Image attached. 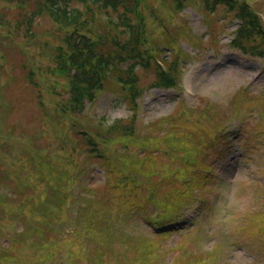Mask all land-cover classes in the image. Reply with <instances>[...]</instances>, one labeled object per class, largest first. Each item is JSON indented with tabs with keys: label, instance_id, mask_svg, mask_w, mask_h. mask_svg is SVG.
I'll return each mask as SVG.
<instances>
[{
	"label": "rangeland",
	"instance_id": "374dc122",
	"mask_svg": "<svg viewBox=\"0 0 264 264\" xmlns=\"http://www.w3.org/2000/svg\"><path fill=\"white\" fill-rule=\"evenodd\" d=\"M38 1L40 0H29L25 6L21 7L13 0L12 2L0 0V21L6 13L13 26H20L23 31H26V27L21 23L22 18L38 6ZM52 1L60 4L63 0ZM180 1L182 0H122L123 5L115 7L117 9L109 5L108 10H102L110 15V22L114 27L111 33L116 37L117 42H120V46L121 41L126 40L125 35L121 34L122 22L133 23L139 31L143 24L147 37H149L148 32L153 37L150 38V44L157 50H161L166 55L167 62L172 65L174 62L171 57L173 56H170V50L165 48L166 37L168 38L166 43L170 44L169 48L174 47L178 57L175 70L170 71L167 75L173 81L172 89L174 90H178L175 85L176 81H180L181 75L189 72V69L182 68L181 64L186 63L189 66L197 63L198 59L204 57L206 59L201 64L193 66V71H201L199 79L196 84L195 82L190 83L189 95L182 99L177 98L176 102V95L169 91L161 92L152 89L144 97L150 78L146 76L142 79L143 72L140 73L134 80L133 92L137 95L134 98L135 102L138 99H143L142 112H144L145 118L142 112L138 111L136 114L138 120L135 124L131 125L125 121L118 122L116 126H113V130H110L107 124L124 118L133 111L132 108H129L130 104L126 100L123 102L119 97L121 92L108 87L106 82L94 101L87 100L84 105L78 106L68 104L73 94V91L68 89L70 81L66 76H59L55 66L57 58L63 62L68 61L69 64L79 62L81 65L79 52L85 45L82 37L90 40L86 45L89 52L92 51L95 54L91 56L94 66L107 61L110 54L112 59L114 58L118 49L107 36L106 24L96 8H94L93 21H85L90 30L87 33H83L86 26H82L79 30L75 24L73 26L66 25L59 21L60 18L57 19L46 11L44 14H39L35 25H32L31 29L34 32L32 36L24 37L21 33L14 36L12 28H10L6 34L7 39L4 40L5 34L0 26V133L8 130L9 124H11L15 131L24 138L23 142L32 141L34 147L42 148L43 140L52 137L53 146L58 148V142L54 139L55 133L59 128H64L68 124L72 125L77 118L81 120L82 125L85 120L90 127H93L90 133L97 134L94 130L97 129L109 140H111L113 131L122 130L124 139L117 151L121 152L119 154L123 157L136 161L134 165L129 162L134 169L129 173V179L132 181L122 180L126 179V176L119 170L122 167L118 168V164L121 166L123 162L121 157L109 155L113 166L105 165L100 158H96L98 154L110 151V146H106L104 152L103 141L98 137H94L96 145L93 144L92 147L96 150L97 155L93 153V150L87 148L83 150L84 146L82 145L75 147V153L70 154L79 163V166L71 164L73 171L81 172L73 190V193L77 194V200L72 204L76 207L83 206L85 197L88 199L90 197L98 198L99 202H102V214L99 216L105 223L104 229H108V231L103 230L100 233L98 242L104 244L113 241L116 246L112 249H109L108 246L104 247L103 252L107 260L105 264H112L119 255L124 257L125 264L128 261L133 263L135 256L137 262L139 255L152 253L151 246L154 248L157 244H160L159 247L163 253L162 259L166 264H169L173 258L174 262L171 264L200 263V260L196 261L194 256L195 254L199 255L196 252L201 249L197 243L192 247L190 244L193 237H196L198 229H191L193 225L186 219L192 218L198 213V205L191 210H186L187 216L179 222V225L163 227L162 222L168 221L161 219H168L173 216V213L166 206L158 207L157 204H160V201L155 204L152 196L157 193L160 199H163L170 191V199L167 200V204L175 203L178 197L187 193L188 188H194L193 181L183 186L180 182L181 178L179 181L178 176L175 175V167L194 163L192 155L199 159L205 157V159L213 161L215 156L209 159L207 155L219 152L217 160L213 161L215 177H212L211 180L208 179V183L199 187L200 191L205 190L206 192L202 194L203 197L209 199L207 209L202 212L199 222L216 218L219 213H223L224 209L228 210V214L233 213L224 219L226 221L213 223L219 229L213 230L212 236L216 235L221 244H213L208 249V256L203 262L205 264H226L223 260L224 257L231 256V252L237 251L238 248H247L249 252L243 259L239 257V254H235L237 255L235 264H250L249 262L264 264V95L259 88L264 82V73H260V71H264V53L260 52L264 50V43L261 41L263 39L254 40L255 36L252 38L247 33L248 30H244V36H238L240 29L243 30V25H240L238 30L236 29L240 23L234 15L236 10H231L220 3L214 4L213 0H208V5L213 10L212 17L216 18L218 23L209 14L201 13L200 17L205 22L202 23L196 15L191 13V9H185L183 11L185 15L172 20L174 15L168 13ZM189 1L192 3L193 0ZM262 3L264 8V0ZM91 4L90 1L81 3L77 0H70L67 3V8L80 7L82 9L83 5ZM201 5V0H198L191 6ZM249 6L258 9L259 3L249 0ZM160 32L163 34L158 35ZM245 36L247 37L245 38ZM218 38L223 47L217 43ZM235 41H239L243 48L239 44H234ZM228 47L231 52L228 51ZM58 53L60 54L58 55ZM222 53L224 54L221 55ZM205 54L207 55L205 56ZM209 55H221V58L215 61ZM126 65L117 63L116 68L111 71L105 64L103 72L110 71L107 75L112 74L118 78L120 71H124ZM77 71L83 70L79 68ZM136 71L149 70L141 68ZM206 72L208 74L203 76L202 74ZM69 76L73 77V74ZM85 77L90 78L84 71L81 72L80 78L84 79ZM254 78L257 82L252 88L250 83L245 80L252 81ZM197 85L202 86L201 89ZM119 86L125 92V96L131 95L128 94L131 86L117 85V87ZM184 90L185 86L181 84L177 95L184 93ZM156 98L157 100L154 101ZM4 100H8L7 107ZM62 102L66 103L61 105ZM174 105L175 109L169 114ZM242 117L244 118L241 119ZM235 123L239 124L243 133L233 134L235 141L232 147H224L217 151L218 142L216 139L218 135L230 132ZM255 125L257 128L253 130L252 127ZM259 126L263 128L261 135ZM38 132H42L44 135L39 139L32 140L34 133ZM222 139L227 140V137L224 136ZM136 142L139 144L140 150L138 151L132 147ZM70 148L71 146L67 147V153L70 152ZM138 152L143 153L137 154ZM110 154H116V152L113 151ZM220 158L223 162H220ZM148 159L150 160L145 164ZM52 165L59 167L58 163ZM168 168L172 170H168ZM184 169L187 174L189 166L185 165ZM216 174H218L217 177ZM181 177L188 180L187 176ZM19 178L20 181H25L22 173ZM223 179L230 181L233 186L230 197L225 196V192L222 190H218V184ZM39 180L43 182L50 179ZM85 182H88V188L92 190L89 194L84 190ZM141 183L147 184L145 197L144 194L139 195V191H144ZM213 185H215L214 188L210 189ZM235 185L240 189L236 190ZM7 186L2 189L9 192V188L13 187L11 184ZM71 191V186H68L62 194H70ZM243 195L245 196L243 197ZM235 196L242 198L234 202ZM143 198L149 201V206L158 207L156 212L150 211V213H155L152 229L148 228L142 218L149 213L147 209L143 208L145 207ZM215 199H218L216 204L213 203ZM184 201L185 197L178 200L173 205L175 210L182 208L181 205ZM8 202L11 204L10 200ZM99 202L93 203L92 207L88 206V209H92V214L100 206ZM250 207L255 208L256 215L253 214L254 209L247 212ZM4 212L6 213V209L0 210L2 216ZM73 214L74 211H71L70 215ZM96 217L97 214L93 218ZM175 217L179 219L180 214L177 213ZM4 219L6 218L0 220V225ZM173 219L174 217L169 221ZM82 222L84 221L77 219L73 220L72 227L69 224L64 225L67 231H74V234L67 237L65 246H60L61 250H71L76 257L83 254L84 251L81 250V253H78L79 249L74 244L79 248H81L80 246L88 248L89 245L88 240L83 238L80 233L82 228L80 230L76 228L81 227ZM30 225L31 223L28 224V226ZM35 225L37 226L35 236H26L25 242L33 241L40 244L39 246L43 249H38L39 259L36 258L33 262L40 264L39 261L42 260L41 264H43L46 262V252H50L46 249L52 246L46 247V240L40 233V228L45 227L43 221L38 219L35 221ZM5 227V224L1 226L2 229ZM90 227L100 231V224L96 220ZM223 229L224 232L220 234ZM160 231H164V234H157ZM96 233L92 231L90 236ZM225 233H229V237L226 238ZM146 238L147 240L151 239V242L142 241ZM58 239L65 241L61 234ZM134 239H137L139 243H147L135 246L138 243H133ZM208 244L206 243V247ZM143 245L146 246L142 247ZM39 246H30V251L36 252ZM91 246L92 242L88 254ZM13 248L14 245L10 243V238L0 235V264L18 263L22 260L21 254L13 251ZM95 251L99 252L97 249ZM56 252L58 249L53 250V253ZM249 253L254 258L249 257ZM74 259L80 260L75 257ZM65 260L64 254H61L53 260L52 264H74L65 262ZM115 263L116 261H114ZM149 263L156 264L152 261ZM94 264H103L101 258L94 261Z\"/></svg>",
	"mask_w": 264,
	"mask_h": 264
},
{
	"label": "trees",
	"instance_id": "16d2710c",
	"mask_svg": "<svg viewBox=\"0 0 264 264\" xmlns=\"http://www.w3.org/2000/svg\"><path fill=\"white\" fill-rule=\"evenodd\" d=\"M22 1V0H21ZM80 1H83V0H80ZM96 2H100L99 0H96ZM74 11H76V10H73L72 12H71V20L72 21H74L75 19H74V16L75 15H78V13L77 12H74ZM65 17H66V15H65ZM67 18V17H66ZM68 19V18H67ZM61 68H63V67H61Z\"/></svg>",
	"mask_w": 264,
	"mask_h": 264
}]
</instances>
